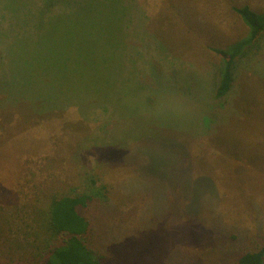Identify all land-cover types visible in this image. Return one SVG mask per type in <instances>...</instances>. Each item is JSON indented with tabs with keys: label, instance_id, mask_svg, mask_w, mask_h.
I'll list each match as a JSON object with an SVG mask.
<instances>
[{
	"label": "rangeland",
	"instance_id": "374dc122",
	"mask_svg": "<svg viewBox=\"0 0 264 264\" xmlns=\"http://www.w3.org/2000/svg\"><path fill=\"white\" fill-rule=\"evenodd\" d=\"M84 1L0 0V264L47 258L75 194L101 195L104 264H239L264 246V34L221 99L214 49L264 0Z\"/></svg>",
	"mask_w": 264,
	"mask_h": 264
},
{
	"label": "trees",
	"instance_id": "16d2710c",
	"mask_svg": "<svg viewBox=\"0 0 264 264\" xmlns=\"http://www.w3.org/2000/svg\"><path fill=\"white\" fill-rule=\"evenodd\" d=\"M90 1L85 0L80 6H93L94 16L98 15L97 12L101 13L99 10L104 9V6L106 9L110 7L119 9L121 6V3L116 0H93V3L89 4ZM232 9L248 28V35L229 46L227 50L214 49V52L223 60L222 79L217 90L218 99L225 97L231 89L232 68L236 60L264 34V12H257L247 5ZM99 34L96 35L97 40L101 37V35L98 36ZM96 196L75 194L62 195L53 199L47 228L55 241L53 246L48 247L47 258H43L39 264H104L107 254L95 247L96 225L89 213V205ZM263 263L264 246L257 252L244 253L239 259V264Z\"/></svg>",
	"mask_w": 264,
	"mask_h": 264
}]
</instances>
